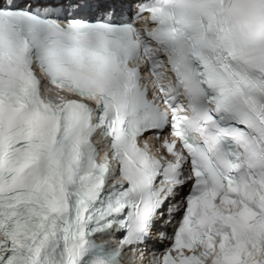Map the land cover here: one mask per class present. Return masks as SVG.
<instances>
[{"label": "snow or ice", "instance_id": "6c2138e0", "mask_svg": "<svg viewBox=\"0 0 264 264\" xmlns=\"http://www.w3.org/2000/svg\"><path fill=\"white\" fill-rule=\"evenodd\" d=\"M116 7L0 0V264H264V0Z\"/></svg>", "mask_w": 264, "mask_h": 264}]
</instances>
